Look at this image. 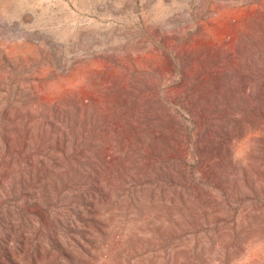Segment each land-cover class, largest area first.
Listing matches in <instances>:
<instances>
[{
  "label": "rangeland",
  "instance_id": "obj_1",
  "mask_svg": "<svg viewBox=\"0 0 264 264\" xmlns=\"http://www.w3.org/2000/svg\"><path fill=\"white\" fill-rule=\"evenodd\" d=\"M0 264H264V0H0Z\"/></svg>",
  "mask_w": 264,
  "mask_h": 264
}]
</instances>
